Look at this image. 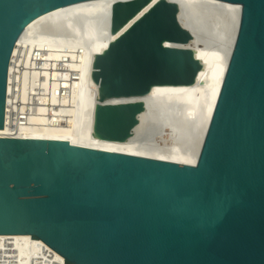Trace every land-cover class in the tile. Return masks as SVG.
Returning a JSON list of instances; mask_svg holds the SVG:
<instances>
[{
	"label": "water",
	"instance_id": "obj_1",
	"mask_svg": "<svg viewBox=\"0 0 264 264\" xmlns=\"http://www.w3.org/2000/svg\"><path fill=\"white\" fill-rule=\"evenodd\" d=\"M89 1L0 0V131L22 35L42 16ZM220 1L242 12L196 165L0 137V235H31L66 264H264V0ZM153 3L111 7L113 39L92 63L95 139H131L147 110L138 99L171 81L163 49L136 43L169 40L164 8L132 25Z\"/></svg>",
	"mask_w": 264,
	"mask_h": 264
},
{
	"label": "bare ground",
	"instance_id": "obj_2",
	"mask_svg": "<svg viewBox=\"0 0 264 264\" xmlns=\"http://www.w3.org/2000/svg\"><path fill=\"white\" fill-rule=\"evenodd\" d=\"M116 1L96 0L62 8L27 28L13 52L18 55L13 61L22 66L17 110L27 103L30 91L40 95L45 90L50 97H38L40 106L29 125H12L7 117L0 136L66 140L78 146L196 165L235 43L242 6L220 0H154L132 23L136 25L157 9L166 10L169 40L136 43L146 49H163L165 53L158 55L166 63L171 81H157L150 96L138 99L147 106L140 124L131 139L114 142L92 136L98 86L91 72L94 54L113 39L109 29ZM121 36L138 40L127 32ZM37 61L43 70H36ZM62 62L65 73L58 71ZM9 71L8 103L15 94L12 63ZM73 73H77L74 80ZM59 86L70 89L67 98L56 96ZM120 101L126 100L113 103ZM7 244L14 250L16 264H28L34 256L46 258V253L50 262H66L31 235H0V258Z\"/></svg>",
	"mask_w": 264,
	"mask_h": 264
},
{
	"label": "built area",
	"instance_id": "obj_3",
	"mask_svg": "<svg viewBox=\"0 0 264 264\" xmlns=\"http://www.w3.org/2000/svg\"><path fill=\"white\" fill-rule=\"evenodd\" d=\"M14 56V55H13ZM13 56H12V60L11 63L14 65V71L12 72V77H13V81H12V87H13V94L14 95V99L13 96H10L13 100L11 102L8 103V97H7V106H6V123H7V117L8 119H10L12 121V125H19V126H26L29 125L30 123V118L36 114L38 107L40 106V101L38 99L39 96H45L46 98L50 97L49 92L45 91L44 92L40 91L41 89L39 88H35L34 90H39L40 95H38L36 92L30 91L29 94V100L27 101V103L20 105V107L22 109H20L19 111L17 110V107L19 106V102L16 101V96L18 93V75L20 74V70H22V66H19L18 63H16L15 61H13ZM18 55L14 56V59H17ZM38 64L36 65V70H43L42 65H40V61H37ZM10 70V69H9ZM58 71L60 72H67V68L64 65V62H62V64L58 65ZM10 74V71H9ZM74 74L77 73H73V80H74ZM43 78V76L41 77ZM63 81V80H59ZM8 85H9V79H8ZM33 89V88H32ZM70 94V89L69 88H65L62 86H59V88L56 91V96L59 98H67ZM56 123V122H54ZM6 125V124H5ZM1 137V136H0ZM2 138H6L3 137ZM12 138V137H9ZM8 247H6L5 250H2V257L0 258V264H16V258L14 255V250L12 248H10V244H7ZM47 254L46 258H38L36 256L31 257V259L29 260L28 264H59L56 262H50V255ZM66 264V262H65Z\"/></svg>",
	"mask_w": 264,
	"mask_h": 264
}]
</instances>
